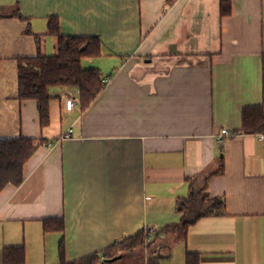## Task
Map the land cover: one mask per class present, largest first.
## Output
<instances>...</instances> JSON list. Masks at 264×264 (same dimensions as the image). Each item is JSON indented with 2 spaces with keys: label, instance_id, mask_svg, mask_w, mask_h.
Instances as JSON below:
<instances>
[{
  "label": "crops",
  "instance_id": "crops-1",
  "mask_svg": "<svg viewBox=\"0 0 264 264\" xmlns=\"http://www.w3.org/2000/svg\"><path fill=\"white\" fill-rule=\"evenodd\" d=\"M230 8L0 0V137L38 144L23 181L0 191V264L6 247L24 246L25 264H58L62 238L74 261L149 229L162 264H186L188 251L200 264H264V126L233 135L243 110L264 104V0H230ZM52 17L64 35L101 39V55L83 64L111 78L85 111L65 106L78 87H53L42 126L37 100L18 96V70L25 57L57 52ZM202 191L224 208L184 235L179 223L195 213L180 201ZM49 217L63 218L64 232L45 230Z\"/></svg>",
  "mask_w": 264,
  "mask_h": 264
},
{
  "label": "trees",
  "instance_id": "trees-1",
  "mask_svg": "<svg viewBox=\"0 0 264 264\" xmlns=\"http://www.w3.org/2000/svg\"><path fill=\"white\" fill-rule=\"evenodd\" d=\"M230 0H221V13L230 12ZM49 32L58 38L57 52L52 55L38 53L25 57L19 64L18 86L19 98L35 99L38 103L40 122L42 126L50 123L49 103L53 87H78L81 110L88 109L98 95L106 88L104 72L98 67H85L83 59L98 56L102 53L101 39L95 36L64 35L60 32V22L52 17L49 22ZM263 89H264V54H263ZM264 102V101H263ZM243 124L234 134L258 133L264 126V104L247 107L243 110ZM33 137H0V191L8 184L19 185L24 179V165L33 155L38 144ZM41 141V140H40ZM43 141H41L42 143ZM221 168L223 161L221 160ZM201 197L204 207L196 214V197ZM181 210L195 213L179 223L182 234L186 235L189 226L200 216L221 212L224 201L216 196H210L206 191L197 192L181 201ZM192 211V212H191ZM45 230L64 232L63 218L49 217L44 219ZM147 231L142 230L135 235L116 240L100 253H93L83 258L67 261L65 257L64 238L60 242V262L58 264H162L159 258L163 256L156 239L149 240ZM167 243V242H166ZM153 246L155 252L147 253V248ZM122 255L114 261L107 259ZM186 264H200L198 252L188 251ZM24 246L6 247L3 254V264H25Z\"/></svg>",
  "mask_w": 264,
  "mask_h": 264
},
{
  "label": "built area",
  "instance_id": "built-area-1",
  "mask_svg": "<svg viewBox=\"0 0 264 264\" xmlns=\"http://www.w3.org/2000/svg\"><path fill=\"white\" fill-rule=\"evenodd\" d=\"M110 78H111L110 76H105L104 80L106 82H108L110 80ZM79 93H80V91H79ZM79 102H80L79 95L78 96H72V97H69L68 99H66L65 106L67 109L71 110V109H73L74 105L76 103H79ZM222 133L231 134L227 128L222 129ZM259 137L264 139V133H259ZM147 233H148L147 235H148L149 240H150L153 237V230L149 229V230H147Z\"/></svg>",
  "mask_w": 264,
  "mask_h": 264
},
{
  "label": "rangeland",
  "instance_id": "rangeland-1",
  "mask_svg": "<svg viewBox=\"0 0 264 264\" xmlns=\"http://www.w3.org/2000/svg\"><path fill=\"white\" fill-rule=\"evenodd\" d=\"M88 59H89V58H88ZM87 61H90V60H87ZM84 65H85L86 67H88V66H89V63H87L86 61H84ZM177 232H178V231H177ZM180 232H181V231H180ZM155 235H156V234H155ZM155 235H154V236H155ZM177 235H178V234H176V233L174 232V235H173V236H174L175 238H176ZM168 239H169V238H168ZM168 239H167V241H168ZM172 244L174 245V243H172ZM152 247H153V246H149V247H148V251H147V253L152 254V253L155 252V248H152ZM174 253H175L176 256H178V248L175 247V249H174ZM169 260H170V258L167 259V260L165 259L164 262L166 263V262H168ZM159 261L162 262V258H159ZM176 261H177V258H176ZM166 264H167V263H166Z\"/></svg>",
  "mask_w": 264,
  "mask_h": 264
},
{
  "label": "water",
  "instance_id": "water-1",
  "mask_svg": "<svg viewBox=\"0 0 264 264\" xmlns=\"http://www.w3.org/2000/svg\"><path fill=\"white\" fill-rule=\"evenodd\" d=\"M122 255L120 254V255H118V256H115V257H112V258H109V259H107L108 261H114L115 259H117V258H119V257H121ZM102 264H105V263H102Z\"/></svg>",
  "mask_w": 264,
  "mask_h": 264
}]
</instances>
